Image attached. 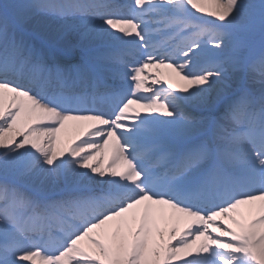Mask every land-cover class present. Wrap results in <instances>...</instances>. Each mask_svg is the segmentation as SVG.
Listing matches in <instances>:
<instances>
[{
	"label": "snow or ice",
	"instance_id": "1",
	"mask_svg": "<svg viewBox=\"0 0 264 264\" xmlns=\"http://www.w3.org/2000/svg\"><path fill=\"white\" fill-rule=\"evenodd\" d=\"M0 264H264V0L0 3Z\"/></svg>",
	"mask_w": 264,
	"mask_h": 264
},
{
	"label": "bare ground",
	"instance_id": "2",
	"mask_svg": "<svg viewBox=\"0 0 264 264\" xmlns=\"http://www.w3.org/2000/svg\"><path fill=\"white\" fill-rule=\"evenodd\" d=\"M4 2H5V0H0V3H4ZM8 2L14 3V2H19V0H8ZM241 38L245 42H247L249 40V36L247 34L243 33V32L241 33ZM71 44L73 46L70 48V51H75L76 54L79 55L80 48H79V41H78V39L73 40L71 42ZM81 131H82L81 128H78V127H70L69 130L66 133H62V136H63V139H64L65 144H68L72 140H74L76 138V136H78L80 134Z\"/></svg>",
	"mask_w": 264,
	"mask_h": 264
}]
</instances>
